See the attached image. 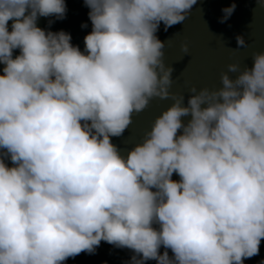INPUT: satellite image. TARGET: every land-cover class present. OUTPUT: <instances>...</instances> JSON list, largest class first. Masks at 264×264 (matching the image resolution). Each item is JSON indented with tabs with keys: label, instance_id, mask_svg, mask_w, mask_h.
<instances>
[{
	"label": "clouds",
	"instance_id": "obj_1",
	"mask_svg": "<svg viewBox=\"0 0 264 264\" xmlns=\"http://www.w3.org/2000/svg\"><path fill=\"white\" fill-rule=\"evenodd\" d=\"M84 3L92 31L81 52L69 33L37 27L39 17L64 19L65 0H0V264H62L95 254L101 241L132 250V264L258 255L264 52L252 54L251 69L229 63L220 89L193 86L185 107L170 91L173 69L156 33L161 22L165 31L182 23L197 0ZM235 8L222 9L220 22ZM153 98L174 103L125 158L111 137Z\"/></svg>",
	"mask_w": 264,
	"mask_h": 264
},
{
	"label": "water",
	"instance_id": "obj_2",
	"mask_svg": "<svg viewBox=\"0 0 264 264\" xmlns=\"http://www.w3.org/2000/svg\"><path fill=\"white\" fill-rule=\"evenodd\" d=\"M235 2L233 14L223 23L220 22L224 13L222 9L230 7ZM67 12L64 19L55 16L39 17L37 27L46 32L64 31L71 35V44L78 46L85 52L84 38L92 31L89 19L90 9L84 0H65ZM51 21V23H50ZM13 21L8 22L9 31ZM86 25V27H82ZM157 37L164 42V62L173 71V80L170 91L176 95H183V105L188 106V99L193 95L190 89L200 88L220 89L221 74L227 71L229 63L238 62L241 71L254 66L252 54L264 52V8L257 0H197L187 18L167 31L161 22ZM237 36H243L247 47L238 48ZM187 44L189 52L185 54L182 45ZM86 54V53H85ZM20 55V49L13 50V58ZM5 65L0 63V75H3ZM240 73H228L230 79L235 80ZM172 99L153 98L148 107L140 112L133 113L132 123L122 136L111 137L119 153L126 158L129 151L143 142L145 135L152 128L157 117L172 106ZM206 107V105H202ZM183 124L191 120V116L181 118ZM183 133L178 130L177 135ZM8 166H13L10 159H6ZM173 180L179 181L178 174L173 173ZM155 191V189H153ZM157 229L159 225H153ZM161 253L165 251L163 247ZM169 256H172L169 249ZM135 253L127 248H117L101 241L95 254L82 252L75 257H69L62 264H132ZM264 262V239L261 240L259 254L244 260V264H262ZM145 264H157L155 260Z\"/></svg>",
	"mask_w": 264,
	"mask_h": 264
}]
</instances>
